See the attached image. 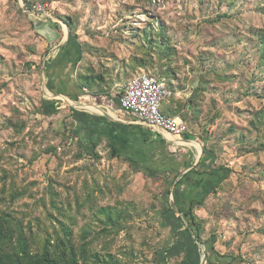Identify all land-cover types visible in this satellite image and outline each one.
<instances>
[{
  "label": "rangeland",
  "instance_id": "1",
  "mask_svg": "<svg viewBox=\"0 0 264 264\" xmlns=\"http://www.w3.org/2000/svg\"><path fill=\"white\" fill-rule=\"evenodd\" d=\"M23 1L0 0V213L32 229L33 251L65 226L74 249L120 264H206L205 241L219 264H264V0H25L41 14ZM57 70L78 93L113 98L142 74L178 91L163 105L178 102L193 140L175 148L210 157L201 191L174 205L181 175L152 128L113 157L107 125L127 124L55 94Z\"/></svg>",
  "mask_w": 264,
  "mask_h": 264
},
{
  "label": "trees",
  "instance_id": "2",
  "mask_svg": "<svg viewBox=\"0 0 264 264\" xmlns=\"http://www.w3.org/2000/svg\"><path fill=\"white\" fill-rule=\"evenodd\" d=\"M23 2L25 4V10L27 12H30L33 6L30 5L28 1L24 0ZM65 25L69 27L67 23ZM257 40L260 44V51L262 53V56L264 57V29L258 31ZM65 46L61 47L59 51H64ZM63 60L64 58L59 56L58 54L55 63H63ZM169 75L170 73H166V78L169 79ZM156 79L163 81L166 88L171 91L169 85H167L162 78ZM79 90V95H72L67 93V91L63 92L57 89H55L54 92L55 94H64L67 96L70 95L69 97L73 100L81 99L82 101H88L92 104L103 105L109 107L114 111H117L114 104L110 101V93H85V89H81V87ZM177 104L178 102H176L175 104V111L171 112H169V109H167L165 105H162L161 113L167 117H174L179 112ZM122 113L124 114L125 112ZM124 115L134 118L132 115H129L127 113H125ZM142 136L145 137V135ZM186 136L187 135H185V137ZM188 137L189 136H187V138ZM145 140L146 139L144 138H135L134 142ZM198 142L203 145L201 140H199ZM109 145L111 147L110 154L113 157L118 156V152L114 150V147L110 142ZM159 158V161H162L164 163L162 166L170 167L171 171H173L174 173V179H177V177H179V175H181L185 169L191 166L190 163L192 161V154L189 150L183 147L176 149L175 147L167 145L164 151L159 154ZM209 161V155L205 151H203L199 162L195 166H193L190 171L184 174L177 182L173 191L174 205H179L181 199H183L184 197H188L192 191L196 190L194 189L196 181L200 178H203V176L207 175L208 173ZM202 168H204V170ZM199 189L200 187L197 190ZM186 190H189V193H187ZM20 196L21 194L19 195L15 193L14 198H19ZM194 200L195 199H190L187 210L182 211V214L185 220L186 230L190 233V235L196 242L200 243V228L196 221L197 219L193 214L194 206L200 205V203H197ZM36 238L37 237L33 235L32 229L25 227V225L22 224L21 221L8 214L0 213V264H120L117 260L114 261L109 255H107L105 259H103V257L98 253H91L88 250V244L86 243H84L78 249V251L74 249V246L70 239L71 231L65 228V226L61 227L60 234H55L53 237L45 238L42 241L39 249L37 251H33L37 240ZM202 244L205 247L206 264H219L214 251L211 249L210 241H205Z\"/></svg>",
  "mask_w": 264,
  "mask_h": 264
},
{
  "label": "built area",
  "instance_id": "3",
  "mask_svg": "<svg viewBox=\"0 0 264 264\" xmlns=\"http://www.w3.org/2000/svg\"><path fill=\"white\" fill-rule=\"evenodd\" d=\"M30 12L41 14L45 12V5H35ZM171 96L163 81L142 74L129 80L121 93L116 95L115 101L120 111L132 115L142 126L180 138L189 132L186 123L178 116L167 117L161 113L163 103Z\"/></svg>",
  "mask_w": 264,
  "mask_h": 264
},
{
  "label": "crops",
  "instance_id": "4",
  "mask_svg": "<svg viewBox=\"0 0 264 264\" xmlns=\"http://www.w3.org/2000/svg\"><path fill=\"white\" fill-rule=\"evenodd\" d=\"M61 47H63V46L62 45H58V47L56 49H58V51H59V49ZM59 52H61V51H59ZM63 64L64 63H59V64H57V67L61 68V66ZM49 70H51V69H49ZM51 71L53 72V70H51ZM59 71L58 70L55 71V78L56 79L54 80V78H53V81H55L56 83L54 84L53 89H57V90H60V91H63V92L67 91V93L72 94V95H79L80 92L78 93V91H76L77 88H76V85L73 83V80L69 79L70 77L68 79H66V80L64 78V80H63L58 75ZM116 86H117V84H115V87ZM112 91H114V90H112ZM117 94L118 93L114 92L113 98H112V96L110 97V101L114 104V106L116 107L117 111H114V110L110 109L109 107H106V106H103V105L92 104L91 102H88V101H86V103H88L89 106H96L99 109L106 108L107 109V113L101 111L103 113V115L105 116V118L113 120L112 119V117H113L117 122L126 123L127 124L125 129H120L117 126L118 124L116 125L113 122L110 123L109 125H107V128L109 130V134H110L109 142L113 145L114 149H117V151H121L122 152V151L126 150V147H128V148H132L134 146L138 147V145L141 144L142 141H139V142H134V141H135V138H139V136L145 135V137L142 136L144 139H146L144 142H148L149 141V139H148L149 138L148 137L149 134L148 133H150V132L147 129H143L142 125L140 123H138L134 118H131L129 116L124 115L125 113L123 114L122 111L119 110V108L116 105V101H115V97H116ZM172 95H175L176 98H178L180 96V93L178 91H175V93L172 94ZM175 109H176V105L174 104L173 107H172V111H175ZM187 110H188V108H187ZM187 136H189V137L187 138ZM187 136L186 137L183 136V137H180V138H167L165 136L166 138L163 137L164 138L163 141L166 142V143L168 142V144L171 143L172 147L174 146L173 144H175V145H183L185 147L187 144H185V143L184 144H177L174 141H177V140L183 141V142L193 141L191 139L192 138L191 135H189V132H188ZM163 144H165V143H163ZM139 146H142V145H139ZM165 146H167V145H165ZM187 150H189L193 154V152L190 149H187ZM201 155H202V153H201ZM193 157H194V155H192V161H193ZM199 159L200 158L195 157V163L192 164V161H191V163H190L191 166L189 168L185 169L182 172L181 177L184 174H186L188 171H190V169L199 162ZM199 187L200 186L196 183V185L194 186V189L196 188V190H197ZM199 191H201V189H199Z\"/></svg>",
  "mask_w": 264,
  "mask_h": 264
},
{
  "label": "bare ground",
  "instance_id": "5",
  "mask_svg": "<svg viewBox=\"0 0 264 264\" xmlns=\"http://www.w3.org/2000/svg\"><path fill=\"white\" fill-rule=\"evenodd\" d=\"M166 137H168V138H173V137H170V136H167V135H166Z\"/></svg>",
  "mask_w": 264,
  "mask_h": 264
},
{
  "label": "water",
  "instance_id": "6",
  "mask_svg": "<svg viewBox=\"0 0 264 264\" xmlns=\"http://www.w3.org/2000/svg\"><path fill=\"white\" fill-rule=\"evenodd\" d=\"M25 10V9H24Z\"/></svg>",
  "mask_w": 264,
  "mask_h": 264
}]
</instances>
